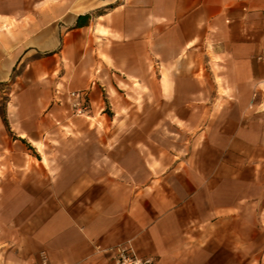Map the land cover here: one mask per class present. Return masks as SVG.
Wrapping results in <instances>:
<instances>
[{
  "label": "crops",
  "instance_id": "0c3cea01",
  "mask_svg": "<svg viewBox=\"0 0 264 264\" xmlns=\"http://www.w3.org/2000/svg\"><path fill=\"white\" fill-rule=\"evenodd\" d=\"M4 89L8 168L51 191L11 210L0 264H264V0H0Z\"/></svg>",
  "mask_w": 264,
  "mask_h": 264
},
{
  "label": "rangeland",
  "instance_id": "374dc122",
  "mask_svg": "<svg viewBox=\"0 0 264 264\" xmlns=\"http://www.w3.org/2000/svg\"><path fill=\"white\" fill-rule=\"evenodd\" d=\"M7 89L0 90V234L7 232V230L11 227L12 218L10 216L11 210L17 209L25 204L26 206L33 201L28 200L29 194H41L42 199L46 198L51 189L49 184V171L42 170L41 173V181L37 183L39 180V175L33 172L31 173L29 169H10L8 168V163L15 160H20V157H14L12 153H10L7 149L8 142L10 143V134H8L9 127L8 123L2 120L3 115L5 114V104L7 100ZM66 142H63V144ZM3 145L4 147H2ZM49 145V146H48ZM52 145H57L55 138L49 137L45 139V146H47L44 150L41 151V157L43 162L48 164L50 159L55 160L56 157L61 160H65L67 154H58L50 152V147ZM29 153L33 154L34 151L31 147H28ZM52 157V158H51ZM19 172V173H18ZM48 176V177H47ZM18 178L21 180V184H17ZM34 178H36V184H34ZM23 182V183H22ZM25 193L26 199L25 201L15 200L16 195L18 193Z\"/></svg>",
  "mask_w": 264,
  "mask_h": 264
},
{
  "label": "built area",
  "instance_id": "2783aa9c",
  "mask_svg": "<svg viewBox=\"0 0 264 264\" xmlns=\"http://www.w3.org/2000/svg\"><path fill=\"white\" fill-rule=\"evenodd\" d=\"M70 111L75 116H85L89 110L86 96L83 91L71 90L68 92ZM106 251L111 255L113 264H152L150 257L136 255L128 244H118L107 248ZM9 264V263H4ZM25 264H53L47 254L40 251L36 256L31 257Z\"/></svg>",
  "mask_w": 264,
  "mask_h": 264
}]
</instances>
